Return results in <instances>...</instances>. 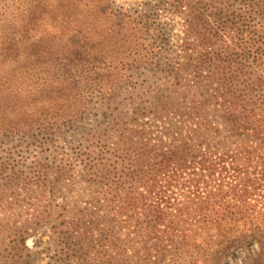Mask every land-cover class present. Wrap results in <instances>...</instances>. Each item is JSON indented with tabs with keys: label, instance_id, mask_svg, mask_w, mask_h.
Here are the masks:
<instances>
[{
	"label": "trees",
	"instance_id": "obj_1",
	"mask_svg": "<svg viewBox=\"0 0 264 264\" xmlns=\"http://www.w3.org/2000/svg\"><path fill=\"white\" fill-rule=\"evenodd\" d=\"M240 248L264 264V0H0V264Z\"/></svg>",
	"mask_w": 264,
	"mask_h": 264
},
{
	"label": "rangeland",
	"instance_id": "obj_2",
	"mask_svg": "<svg viewBox=\"0 0 264 264\" xmlns=\"http://www.w3.org/2000/svg\"><path fill=\"white\" fill-rule=\"evenodd\" d=\"M116 4L119 7H125L130 10H136L139 9L140 11L146 7V3H150L151 0H114ZM160 16H159V22H164L168 24L175 25V29L173 31V35H175V39H178V36L180 37L181 34V26L179 19H173L172 14H169L167 12H164L163 10H160ZM171 27V26H168ZM11 139V138H10ZM10 139H6V141H10ZM58 145V144H57ZM51 229L48 230L47 234H50ZM48 237H46L47 240ZM28 245L30 248H33V241L32 239L29 240ZM259 249V246H252L249 248L248 252H254ZM35 250V249H34ZM245 257H247V253L244 249H237L233 252V254L230 256L228 264H247L245 261ZM56 260V258H55ZM55 260H53V253L51 255L42 254L39 256V259L35 261V264H54Z\"/></svg>",
	"mask_w": 264,
	"mask_h": 264
}]
</instances>
